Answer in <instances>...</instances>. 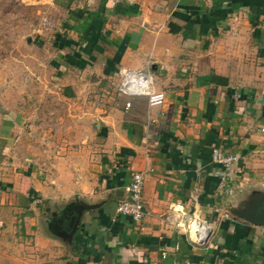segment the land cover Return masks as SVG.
I'll return each mask as SVG.
<instances>
[{"label":"crops","instance_id":"0c3cea01","mask_svg":"<svg viewBox=\"0 0 264 264\" xmlns=\"http://www.w3.org/2000/svg\"><path fill=\"white\" fill-rule=\"evenodd\" d=\"M54 2L66 12L56 48L18 45L13 80L0 61V264H264V0ZM123 70L148 72L165 103L124 97ZM43 86L47 98L65 87V142L78 117L76 142L99 144L58 152L71 162L45 179L20 135L28 111L59 110L40 105ZM213 149L233 166L215 164ZM136 173L139 223L116 211ZM174 204L211 223L206 244L175 226Z\"/></svg>","mask_w":264,"mask_h":264},{"label":"rangeland","instance_id":"374dc122","mask_svg":"<svg viewBox=\"0 0 264 264\" xmlns=\"http://www.w3.org/2000/svg\"><path fill=\"white\" fill-rule=\"evenodd\" d=\"M54 1L55 0H0V61L4 59L6 63H3V66H8L5 72L9 73V80H13L18 76L19 60L22 54L25 53V49L19 50L18 45L24 44L26 46L28 41L29 43H33V41L38 38L39 43L43 44L42 47L51 44V48L54 50L56 48L54 44L58 41V38H62V36L65 37L64 25L66 21V12L61 10L63 7L59 2L55 3ZM25 48H27V46ZM42 53L45 55L46 51L43 50ZM21 75L23 74L21 73ZM61 75L64 74L58 71V78ZM49 82L51 86L48 84V88H51L53 81L49 80ZM14 86H16V83ZM64 88L65 87H62L61 89L63 90ZM62 90L58 91V96L47 98L45 96H49L50 92L48 89L45 90L43 86L41 92L45 99L44 101L42 100L40 105L44 107L45 105L49 106L51 102L57 103L55 106L59 110H57V112L50 110L38 111L36 117H33V111H28L25 127L23 132L20 133L23 137V143L26 146L25 149L29 150L31 153L30 157L27 158V165L29 164L31 168L40 169L43 173V179L51 176V173L59 172V169L66 170L71 162L65 156L63 157V155L58 154V152H65L67 148L69 150V148H80L82 145L83 147H88L90 145V151L94 153L97 150V145H99L93 141H90L88 145L80 141L76 142L77 136L84 137L80 129L81 123L78 122V117L74 118L75 120L77 119L74 126L72 127L70 125V129L72 128L73 130V142H65L66 136L69 134V132H67V130H69V125L66 124L65 120L71 118L67 116L66 110H71L72 108L71 105L66 104L69 102L63 98L61 92H64ZM122 95L126 98L131 97L125 93H122ZM85 101L87 102L86 99ZM109 101L113 102L112 99H106L104 103L108 106ZM99 102L100 104H104L101 101ZM75 106L76 105L73 104V107ZM88 106L89 102L87 103V107ZM80 107L81 103L79 102V106L73 109L81 110ZM93 119L95 120V117ZM95 124L96 127L98 125L97 120H95ZM78 125L79 127H77ZM92 128L95 129L94 126ZM92 128L91 126L88 128L91 137L95 134ZM33 154L35 155L33 156ZM93 155L98 154H90L91 157ZM60 157L64 159H59ZM60 161L62 164H60ZM76 161L77 163L82 162L80 159H76ZM83 165L84 167L93 165L90 167V172L94 175L92 180L96 182L100 175L98 171L93 169L94 166H96V161H92L91 159L88 165L87 161H83ZM58 208L62 210V215L64 216L62 220L64 222L68 214V207L66 206L65 208L64 205ZM47 209H45L44 212L52 211L50 208ZM52 212L55 211L53 210ZM58 212V216H61L60 211ZM59 222H61V220Z\"/></svg>","mask_w":264,"mask_h":264},{"label":"built area","instance_id":"2783aa9c","mask_svg":"<svg viewBox=\"0 0 264 264\" xmlns=\"http://www.w3.org/2000/svg\"><path fill=\"white\" fill-rule=\"evenodd\" d=\"M153 77L148 72L123 70V82L121 92L129 97H145L148 100L150 108L161 107L165 103V93L154 90ZM131 102H127L125 109L131 108ZM264 133V128H262ZM212 160L215 164L231 167L236 161L235 157L224 154L219 149H213ZM145 184V176L142 173H136L132 176V181L128 186V199L120 201L116 207L118 214L131 217L135 222H141L145 217L144 206L142 202L143 187ZM171 213L174 215L175 226L187 232L194 243L206 244L212 234L211 223L201 218L195 211L190 218L183 205H172ZM215 213L224 219H230L231 215L216 209Z\"/></svg>","mask_w":264,"mask_h":264},{"label":"water","instance_id":"95a60500","mask_svg":"<svg viewBox=\"0 0 264 264\" xmlns=\"http://www.w3.org/2000/svg\"><path fill=\"white\" fill-rule=\"evenodd\" d=\"M92 208V207H91ZM90 209V208H89ZM80 219V218H79ZM79 219L78 220H75V227H74V231L77 229V226H78V224H79Z\"/></svg>","mask_w":264,"mask_h":264}]
</instances>
